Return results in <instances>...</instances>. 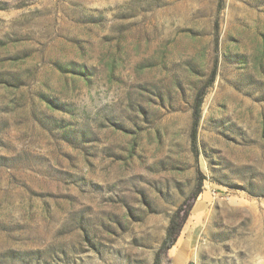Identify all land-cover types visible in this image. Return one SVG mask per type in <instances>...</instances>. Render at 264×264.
I'll list each match as a JSON object with an SVG mask.
<instances>
[{
	"label": "rangeland",
	"instance_id": "1",
	"mask_svg": "<svg viewBox=\"0 0 264 264\" xmlns=\"http://www.w3.org/2000/svg\"><path fill=\"white\" fill-rule=\"evenodd\" d=\"M175 218L264 264V0H0V264H154Z\"/></svg>",
	"mask_w": 264,
	"mask_h": 264
},
{
	"label": "trees",
	"instance_id": "2",
	"mask_svg": "<svg viewBox=\"0 0 264 264\" xmlns=\"http://www.w3.org/2000/svg\"><path fill=\"white\" fill-rule=\"evenodd\" d=\"M199 104H200V101L196 106V112H195L196 113V119H195L196 121H195V126L193 128V133H192V138H193L194 142L196 141V132H197L196 126H197V122H198ZM196 196H197V193L195 194V197ZM183 223H184L183 220L179 221L178 218L173 219V221H172V223H171V225L167 231L165 243H164L161 251L157 254L154 264H165L166 259L164 257V254L176 244V242L180 236V233H181V230L183 227ZM166 264H169V263H166Z\"/></svg>",
	"mask_w": 264,
	"mask_h": 264
},
{
	"label": "crops",
	"instance_id": "3",
	"mask_svg": "<svg viewBox=\"0 0 264 264\" xmlns=\"http://www.w3.org/2000/svg\"><path fill=\"white\" fill-rule=\"evenodd\" d=\"M169 264H189L191 259L190 245L177 240L176 244L168 250Z\"/></svg>",
	"mask_w": 264,
	"mask_h": 264
}]
</instances>
